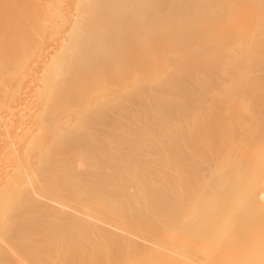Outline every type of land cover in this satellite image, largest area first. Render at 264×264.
Masks as SVG:
<instances>
[{
	"label": "bare ground",
	"instance_id": "bare-ground-1",
	"mask_svg": "<svg viewBox=\"0 0 264 264\" xmlns=\"http://www.w3.org/2000/svg\"><path fill=\"white\" fill-rule=\"evenodd\" d=\"M0 264H264V0H0Z\"/></svg>",
	"mask_w": 264,
	"mask_h": 264
}]
</instances>
